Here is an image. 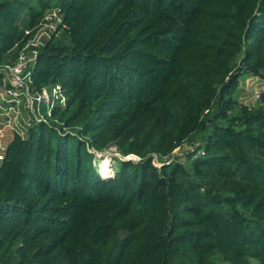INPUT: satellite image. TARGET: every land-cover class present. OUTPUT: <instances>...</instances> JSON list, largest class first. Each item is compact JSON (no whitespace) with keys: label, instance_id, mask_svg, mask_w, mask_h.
<instances>
[{"label":"trees","instance_id":"1","mask_svg":"<svg viewBox=\"0 0 264 264\" xmlns=\"http://www.w3.org/2000/svg\"><path fill=\"white\" fill-rule=\"evenodd\" d=\"M47 11L28 87L64 99L5 137L0 264H264V0H0V64Z\"/></svg>","mask_w":264,"mask_h":264},{"label":"built area","instance_id":"2","mask_svg":"<svg viewBox=\"0 0 264 264\" xmlns=\"http://www.w3.org/2000/svg\"><path fill=\"white\" fill-rule=\"evenodd\" d=\"M47 12L48 14H44L32 27L25 28L23 30V35H26L27 37L25 41L17 47V49H14L17 54V59H14V61L9 62L8 64H4L7 62L0 64V143L7 134L13 131H18L20 133V129L24 125H21L18 122L11 130L8 131V133L5 131L6 129H9V126L12 124L9 121V115L14 113V109L17 108L18 102H21L24 99L28 101L31 113L34 110V102L37 104L40 102L46 104L47 102H44V100H47V97L50 98V102L57 100V102L50 103L49 108H51L54 103L61 104L63 102L64 98L59 93L58 86H50L48 88L43 87L35 94H30L28 87L30 83V69L35 60L38 46L42 45L44 42H41V38L45 35V28L50 26L52 23L55 24L54 28H47V32L50 34L55 30L56 25L60 21V16L57 12ZM262 81L264 82V80ZM263 92L264 85H262L261 88L256 89L254 92L253 102L259 101L260 94ZM49 108L46 109L47 112ZM3 149L4 146L0 148V159L2 158L1 151ZM154 164L156 165V163Z\"/></svg>","mask_w":264,"mask_h":264},{"label":"rangeland","instance_id":"3","mask_svg":"<svg viewBox=\"0 0 264 264\" xmlns=\"http://www.w3.org/2000/svg\"><path fill=\"white\" fill-rule=\"evenodd\" d=\"M44 14H48V12H45ZM22 18H23V16H22ZM54 27H55V24L52 23V24H50V26H48V27L45 28V31L46 32H45V35L42 36L41 42H43L45 40V38H48L47 36H49V32H47V28H54ZM56 32L57 33L55 34V39L58 41L57 43H61V44L67 43L66 36L61 31H56ZM12 53L14 54L13 59L11 61H7V63H4L3 62L4 64H8L9 62L14 61V59L15 60L17 59V54L15 53L14 49L12 50ZM7 60H9V59H7ZM248 77L249 76H247V74L245 73V75H242L238 79V86L236 88V95H235L237 98L240 99V102L241 103L247 104V105H249V104H251L253 102V95H254V92L256 91L255 89L261 88L262 85H264V82L261 80V83L260 84H258L255 87H252L250 89V85L252 84V80L253 79L252 80L251 79L248 80L247 79ZM256 80L258 82V79H256ZM47 98H48L47 100H44V102H47L46 104L45 103H41L42 104L41 106L35 107V109L33 110V112L35 113V115L40 116L41 115V112L46 111V109H48L50 107V103L57 102V100H54V101H51L50 102L49 101L50 98L49 97H47ZM30 109H31L30 108V104L25 99L22 100L21 102H18L17 103V108L14 109V113H12V114L9 115V121L12 124L9 126V129H6L5 130V131H7L6 133H8V131L11 130L18 122L21 125L25 124L26 122H29V120H30V114H31ZM36 118L38 119V117H36ZM20 133H21V129H20ZM0 144H1L0 145V148L2 146H4V144H5V137L2 139V142ZM185 148H186V146L183 145L179 149H175L173 151V157H172V159H176V158L177 159H182V155H183V152H184ZM103 157H106L107 160H108L107 169L109 170V173H110L111 170L113 169L112 168V164L114 162L113 157H117V158H120V157H119L118 153L115 152L114 147H112V146L109 147L108 149L104 150L101 153H96L95 154L94 162H95V166H96V169L97 170H99V166H100L99 161ZM121 159L125 160V157H123ZM129 160H134V159H132V157H130ZM99 174L102 175L100 172H99ZM109 176H110V174L108 175V177Z\"/></svg>","mask_w":264,"mask_h":264},{"label":"bare ground","instance_id":"4","mask_svg":"<svg viewBox=\"0 0 264 264\" xmlns=\"http://www.w3.org/2000/svg\"><path fill=\"white\" fill-rule=\"evenodd\" d=\"M99 163H100V166H99V170L97 172L98 173L100 172L103 175V176L102 175L101 176L106 179L108 177V175L110 174L109 170L107 169L108 160L106 157H103L100 159Z\"/></svg>","mask_w":264,"mask_h":264},{"label":"crops","instance_id":"5","mask_svg":"<svg viewBox=\"0 0 264 264\" xmlns=\"http://www.w3.org/2000/svg\"><path fill=\"white\" fill-rule=\"evenodd\" d=\"M247 76H249L247 79L248 80H252V84L250 85V89L252 88V87H255V86H257L258 84H260L261 83V79H259L258 77H254V76H251V75H248L247 74ZM256 79H258V82H257V80ZM258 89V88H257ZM256 90V89H255ZM254 90V91H255ZM253 103V102H252Z\"/></svg>","mask_w":264,"mask_h":264},{"label":"water","instance_id":"6","mask_svg":"<svg viewBox=\"0 0 264 264\" xmlns=\"http://www.w3.org/2000/svg\"><path fill=\"white\" fill-rule=\"evenodd\" d=\"M130 157H131V156H128V157L126 156V157H125V160H129ZM132 159H134V158H132ZM134 160H135V159H134Z\"/></svg>","mask_w":264,"mask_h":264}]
</instances>
